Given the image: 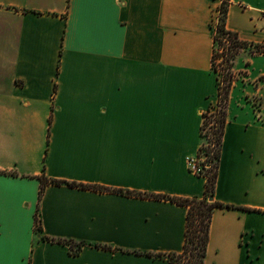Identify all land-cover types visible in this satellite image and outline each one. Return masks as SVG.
I'll use <instances>...</instances> for the list:
<instances>
[{
    "label": "crops",
    "instance_id": "1",
    "mask_svg": "<svg viewBox=\"0 0 264 264\" xmlns=\"http://www.w3.org/2000/svg\"><path fill=\"white\" fill-rule=\"evenodd\" d=\"M219 2L0 0V264H176L147 253L182 250L187 207L147 194H204L186 157L218 99ZM225 26L247 47L204 264H264V0H228Z\"/></svg>",
    "mask_w": 264,
    "mask_h": 264
},
{
    "label": "trees",
    "instance_id": "2",
    "mask_svg": "<svg viewBox=\"0 0 264 264\" xmlns=\"http://www.w3.org/2000/svg\"><path fill=\"white\" fill-rule=\"evenodd\" d=\"M228 8V0H224L219 7L218 21L216 28L213 30V52L211 56V67L214 72L218 70L222 73V82L218 80V104L219 108L214 113V121L211 122L210 115L205 112L203 113L201 123V140L202 145L197 149L198 153L205 155V161L210 164L204 171L205 176V191L202 197H170L167 195L160 194H147V196L155 198H166L187 207L186 213V228H185V239L183 248L180 252L173 253H147L153 256H165L171 262L176 264H204V258L206 248L209 240V226L212 213L217 206H223L222 203L218 202L213 197V191L216 183L217 168L221 150L222 137L225 128L226 121V104L228 100V92L231 86L234 74L231 70L233 61L237 53L247 47V43L241 41L236 32L231 31L225 26L226 13ZM222 50L219 52L218 49ZM261 50L264 53V49ZM220 58L219 63L216 61ZM206 129V133H204ZM208 135L209 143L204 146L203 138ZM62 183L65 182L69 185L86 187L83 184L74 182H67L61 180H43L41 179V185L39 189V197L42 195L44 185L48 182ZM98 189L109 190V188L100 187ZM120 192L122 190H119ZM34 231L40 232L38 210L35 211L34 216ZM42 238H47L41 236ZM52 240H54L52 238ZM61 240V239H59ZM64 242L70 243L71 241L65 240Z\"/></svg>",
    "mask_w": 264,
    "mask_h": 264
},
{
    "label": "built area",
    "instance_id": "3",
    "mask_svg": "<svg viewBox=\"0 0 264 264\" xmlns=\"http://www.w3.org/2000/svg\"><path fill=\"white\" fill-rule=\"evenodd\" d=\"M224 0H220L218 6L215 8V13L211 19V26L213 28V30L216 28V24H217V21H218V15H219V7H220V4L223 2ZM222 49H218V51L220 52ZM220 61V58L216 61L217 63H219ZM216 73V76H217V84H218V80L219 82H222L221 79H222V73L218 70V72H215ZM219 104H218V99L214 102V103H211L208 108L203 111V113L207 112L210 116L209 117H212L214 116V113L218 110V107ZM203 113H202V118H203ZM204 133H206V129H204ZM209 140V139H208ZM203 141H204V138H203ZM202 145V140H201V143L199 144V146ZM204 146L208 145V143H205L203 144ZM186 162H187V166L189 168V170L196 174V175H200V176H203V173L205 171V169L210 165V164H207V162L205 161V155L202 153H198V151H196L194 154H191V155H188L186 157Z\"/></svg>",
    "mask_w": 264,
    "mask_h": 264
},
{
    "label": "rangeland",
    "instance_id": "4",
    "mask_svg": "<svg viewBox=\"0 0 264 264\" xmlns=\"http://www.w3.org/2000/svg\"><path fill=\"white\" fill-rule=\"evenodd\" d=\"M220 49V48H219ZM257 64L256 65H263L264 66V58H258V60L256 61ZM219 107V106H218ZM211 119V122H213L214 120V116L210 117ZM204 142L205 143H209V140H208V135H205L204 137Z\"/></svg>",
    "mask_w": 264,
    "mask_h": 264
}]
</instances>
